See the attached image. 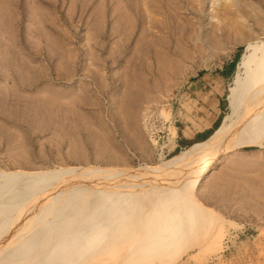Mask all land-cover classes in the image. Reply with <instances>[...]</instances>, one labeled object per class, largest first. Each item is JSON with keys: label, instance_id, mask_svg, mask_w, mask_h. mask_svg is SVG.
<instances>
[{"label": "rangeland", "instance_id": "1", "mask_svg": "<svg viewBox=\"0 0 264 264\" xmlns=\"http://www.w3.org/2000/svg\"><path fill=\"white\" fill-rule=\"evenodd\" d=\"M175 13L187 39L172 66L165 38L180 32L160 29ZM262 39L264 0H0V174L14 175L0 178V264H264V146L222 154L181 195L38 179L142 174L194 149L207 138L174 148L176 127H196L192 87L222 94V124L244 49ZM20 174L33 179L17 209Z\"/></svg>", "mask_w": 264, "mask_h": 264}, {"label": "bare ground", "instance_id": "2", "mask_svg": "<svg viewBox=\"0 0 264 264\" xmlns=\"http://www.w3.org/2000/svg\"><path fill=\"white\" fill-rule=\"evenodd\" d=\"M180 14H172L174 16L172 19L169 14L170 16L162 21L163 28L160 27L165 37L167 34L171 35L174 32L172 35L175 36L180 32L176 40L166 42L165 38L166 61L171 65L183 56L181 50L184 51L186 45L187 35L178 20ZM227 100L231 114L223 123L204 142L196 145L192 150L181 152L179 156L163 166L142 169V174L132 172L133 170L102 167L60 169L45 173L38 179L90 181L94 186H115L121 182L148 188L160 185L173 188L179 195L185 191L197 192L210 176L212 168L221 160L222 154L229 156L227 155L229 150L245 146H264V39L252 42L245 47L237 65L233 84L228 90ZM13 176L0 174L1 179L7 180H11ZM17 178L26 183L17 203V209H21L25 203L26 192L32 188L30 180L33 178L25 174H20Z\"/></svg>", "mask_w": 264, "mask_h": 264}, {"label": "crops", "instance_id": "3", "mask_svg": "<svg viewBox=\"0 0 264 264\" xmlns=\"http://www.w3.org/2000/svg\"><path fill=\"white\" fill-rule=\"evenodd\" d=\"M235 69L234 62L227 65L225 68L221 69L217 80L219 82L229 81L231 78H233ZM192 88L193 91L191 96L194 95L197 97L196 101L198 104L196 115L191 116L194 117L196 127L191 125V127L186 126L181 130L179 127H176L178 136L174 147L176 151L182 150L183 148H187L192 144L205 140L209 136V132L215 128L216 124L222 122L223 119L224 100L222 98V94L218 90V92H216V89L212 91H205L199 82H196ZM206 121L208 123L207 127L204 126ZM201 125L204 126L202 129L197 128V126Z\"/></svg>", "mask_w": 264, "mask_h": 264}, {"label": "trees", "instance_id": "4", "mask_svg": "<svg viewBox=\"0 0 264 264\" xmlns=\"http://www.w3.org/2000/svg\"><path fill=\"white\" fill-rule=\"evenodd\" d=\"M226 109H227V107H226V101L224 100V101H223V111L225 112ZM220 124H221V122H220L219 124H216L215 128H214L213 130H211V132H209L208 135L210 136V135L213 133V131L219 127ZM209 136H208V137H209ZM208 137H207V138H208Z\"/></svg>", "mask_w": 264, "mask_h": 264}]
</instances>
